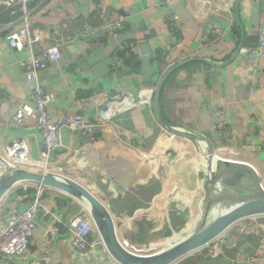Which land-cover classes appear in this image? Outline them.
I'll use <instances>...</instances> for the list:
<instances>
[{
    "label": "crops",
    "instance_id": "obj_1",
    "mask_svg": "<svg viewBox=\"0 0 264 264\" xmlns=\"http://www.w3.org/2000/svg\"><path fill=\"white\" fill-rule=\"evenodd\" d=\"M163 1L167 4H161ZM28 7L40 47L55 42L50 30L64 21L70 22L72 32L79 33L78 39L60 45V59L39 73V82L54 99L48 107L53 119L62 111L82 113L101 137L97 154L88 153L86 165L76 168L83 175L89 170L95 182L98 178L101 182L84 188L78 183V187L106 205L118 244L129 254L150 257L143 247L123 245L115 225L121 226L120 238L130 243L159 240L169 230L172 236L150 246L162 248L163 253L182 241L200 218L198 199L192 207L193 219L174 232L186 213L172 204L168 173H158L155 168L161 165L160 155L165 150L161 136L167 132L157 115L156 93L170 69L158 98L164 119L191 131L205 157L213 151L222 156L212 159L245 164L249 172L262 179L264 189V61L260 59L252 66L236 53L238 47L256 43L258 28L264 24V0H31ZM118 15L124 18L122 28L111 34L104 31L107 21ZM214 26L222 30L221 38L216 39L217 33L211 31ZM128 42L135 48L125 58L118 48ZM17 58L0 37V144L24 139L36 153L41 134L33 125H22L12 117L30 89ZM111 63L118 66L112 69ZM111 95L118 99H109ZM215 109H222V116H215ZM218 120L225 122L224 136H218L214 129ZM186 140L198 150L194 141ZM61 141L72 151L68 157H80L77 135L63 130ZM186 157L182 152L181 165ZM1 163L6 165L3 159ZM69 163L73 166L76 161ZM203 165L198 159L201 171ZM63 166L70 169L68 161ZM204 181H200V189ZM96 185L101 193L110 190L111 200L106 198L109 203L103 195L95 196ZM106 185L110 188L104 189ZM14 194L0 203V209L4 208L1 217L9 211ZM54 195L53 191L42 194L41 201L50 210L57 200ZM45 223L46 219L38 220L24 259L0 255V264H120L108 250L113 258L102 261L92 253H75L63 241L65 229L54 233L46 245ZM249 230L242 225L231 236L224 232L218 235L216 240L230 245L219 246L223 250L219 255H189L175 264H244L246 256L253 253L251 242L231 243ZM44 256L47 262L41 259ZM253 264H261V260Z\"/></svg>",
    "mask_w": 264,
    "mask_h": 264
},
{
    "label": "built area",
    "instance_id": "obj_2",
    "mask_svg": "<svg viewBox=\"0 0 264 264\" xmlns=\"http://www.w3.org/2000/svg\"><path fill=\"white\" fill-rule=\"evenodd\" d=\"M30 1L0 0V37L14 53H17V62L30 87L28 95L14 109L12 117L14 121L22 125H33L41 134V141L37 145L36 153L24 139H18L9 144H0V171L5 167L1 160L7 159L10 163L7 165L9 167L41 173L56 170L63 174L66 170L73 173L82 164L86 165L85 159L88 153L97 154L102 139L94 127L88 124L82 113L62 111L58 114L57 119L52 118L48 107L54 99L40 84L39 73L55 64L61 57L60 45L67 40L78 39L79 33L72 32L70 22L64 21L50 30L51 35L56 36L55 42L47 47H40L38 45L39 37H36L32 31L31 10L28 7ZM161 4L167 3L163 1ZM4 16H7V20H4ZM123 22L122 16L113 17L103 26V30L111 34L113 31L120 30ZM211 31L217 33L216 39L223 35L222 30L216 26L212 27ZM256 37L254 45L238 47L236 51L252 66H257L260 59L264 61V24L259 26ZM134 48V43L128 42L119 45L118 49L125 58H128L132 55ZM19 53H24V56L20 57ZM117 66L116 63H111L112 69ZM255 84L259 85L258 82ZM109 99H118V97L111 95ZM223 113L222 109L213 111L215 116H222ZM214 129L218 136H224L226 133L225 122L216 121ZM63 130L77 135V146H79L77 153L80 157H76V159H73L72 156L68 157L71 149H65L61 141ZM63 149L65 151L61 152ZM81 151L83 154L79 153ZM53 158L56 159L54 163H51ZM70 160L76 161V164L71 166ZM67 161L70 169L63 166ZM45 191L58 192L54 195L57 199L53 207L54 210H50L41 201ZM13 192L15 197L11 200L9 211L6 212L5 218L0 215V255L24 259L39 219H46L45 234L43 235L46 245H49L54 233L65 229L66 235L63 241L75 253L86 256L104 246L88 212L70 195L38 184L15 187L6 198ZM248 240L251 242L253 253L246 256L244 264H253L255 260H261V264H264V235L255 233L250 235ZM211 248L212 250L207 253L200 254L216 256L223 253L222 248L216 245ZM41 259L44 262L48 261L45 256Z\"/></svg>",
    "mask_w": 264,
    "mask_h": 264
},
{
    "label": "water",
    "instance_id": "obj_3",
    "mask_svg": "<svg viewBox=\"0 0 264 264\" xmlns=\"http://www.w3.org/2000/svg\"><path fill=\"white\" fill-rule=\"evenodd\" d=\"M171 70L163 76L158 86L155 101L157 115L164 129L183 135L196 143L199 156L204 162L206 177L204 181L205 198L202 203V218L198 221L194 232L189 237V243L188 241L181 242L177 249L169 248L154 259H150L153 263H157L162 258L168 257L169 263L167 264H175L189 255V253L186 254L187 251L200 247V244L197 246V243L202 244V242H205L204 244H206L211 242L212 239L227 231L228 227L237 220L243 219L246 216L264 215L262 179L249 172L245 164L215 160L212 159V154L210 155V153H207L205 157L201 145L191 131L170 125L162 116L158 102L159 92ZM50 174L49 172L41 173L5 165L0 171V203L13 188L20 185L38 184L54 190L65 189L72 198H78V200L80 199L84 202L82 205H84V209L90 215L99 232L104 247L106 246L113 257L122 261L136 260L134 262L147 263L146 258L136 259L134 255L129 254L128 251L117 244L118 241L114 234L112 218L98 201L97 205H94L93 200H90L80 192L81 189L78 191L72 184L71 187L64 183V181H60L56 176L50 177Z\"/></svg>",
    "mask_w": 264,
    "mask_h": 264
},
{
    "label": "rangeland",
    "instance_id": "obj_4",
    "mask_svg": "<svg viewBox=\"0 0 264 264\" xmlns=\"http://www.w3.org/2000/svg\"><path fill=\"white\" fill-rule=\"evenodd\" d=\"M161 138H163V141H165L164 142L165 150H163V154L160 155L161 159H162V164L159 167L155 166V168H156V171L158 173L160 171H162L164 174L166 172L168 173L167 183L169 184V188H170V191L172 193V204H174V206L181 207L186 213L185 220H184L183 224L180 225L179 228L174 230V232H179L181 229L185 228V225L191 219H193V215L195 213H193L194 208H192V207H194L196 200H198L199 197L201 196V189L202 188L200 189L199 183L201 180H205L206 174L204 172L205 171L204 168H203L204 171H201L197 167L198 159H200V156L198 154V150H196V148L188 140H186V137H184L183 135L177 134V133L170 132L168 130L166 133H164L161 136ZM181 149H183V151ZM182 152L186 153V156H187L186 158H184V160H182L183 166L181 165L180 159H179V157L182 155ZM212 152L213 151H210L208 153H210V155L212 154L211 156H216L215 158H220L222 156L216 152H214V153H212ZM146 156H147V154H146ZM154 156L157 157L159 155L154 154ZM148 158H146V164L148 163ZM111 164L112 163H110V165ZM189 170H191V172ZM105 172L106 171H104V174H105ZM108 172H109V170L106 172V174ZM49 173H53V171H51ZM65 173H68L71 175H78L77 172L69 173L68 170H66L64 172V174ZM74 177H76V176H74ZM96 182H98V183L101 182V178L96 179ZM194 182L196 183V185L194 184ZM98 183H96V184H98ZM96 186L98 189L96 191H94L95 196L102 198V195H103V198L105 200H106V198L111 200L112 193L109 192L110 191L108 189V188H110L109 186H108V188H106L107 187V185H106L104 187V189H108V190L102 191V193L100 192L101 190H99V186L98 185H96ZM104 189H102V190H104ZM203 192H205V189L203 190ZM53 193H58V192H53ZM9 197H8V199H9ZM7 202L8 201H5L4 203L7 204ZM3 209L4 208L0 209V215H2V213H4ZM242 225H245L246 227L247 226L250 227V230L248 232H246L245 234H243V236H239L237 239H235V242L231 243V245H233L234 243H238L241 240L242 241L245 239L248 240L249 236L252 234H255V233L264 235V217L260 218L259 215H256L254 218H243V219L237 220L235 223L231 224L228 227L227 231H225L224 233H226L228 236H231V235L235 234L238 230H240L242 228ZM115 227H116V234H117L119 241L123 245H125L127 248L143 247L145 250L146 249L149 250V248L152 244L161 243L167 237H170L173 235L172 232L167 230L165 235L163 237H161L159 240H147L146 239V241L142 242V243H139V242L138 243H132V242L130 243V242L125 241L122 237L120 238L121 234L119 232H120L121 226L118 224V227L116 225H115ZM125 227L126 226H122V228H124V229H125ZM251 228H253V230ZM179 243H181V241ZM179 243H176L170 247H167V249H165V251L168 250L169 248L170 249L175 248ZM215 245L219 247L221 245L224 246V245H228V244L223 242V240H221V239H217L213 244L209 245L208 247H204L200 251L193 252L189 255L200 254V253L205 254L209 250H212L211 247H214ZM228 246H230V245H228ZM219 248H221V247H219ZM98 249H99V251H102L103 254H105L104 246L99 247ZM189 255H187V256H189ZM105 257L108 259L107 254Z\"/></svg>",
    "mask_w": 264,
    "mask_h": 264
},
{
    "label": "bare ground",
    "instance_id": "obj_5",
    "mask_svg": "<svg viewBox=\"0 0 264 264\" xmlns=\"http://www.w3.org/2000/svg\"><path fill=\"white\" fill-rule=\"evenodd\" d=\"M3 161H4V163H6V165H10V163L8 162V160L7 159H3ZM159 162H160V164H162V161L161 160H159ZM141 170H143L144 171V168H141ZM86 175H83V174H79V173H77L78 175H71V174H63V173H58V172H56V171H54L53 173H51L50 175V177H57L58 179H60V181H64V183H66V184H68V185H70L71 187H72V185L73 186H75L76 187V189L78 190V191H80V187L81 188H84V186L83 185H85V186H90L91 184H93L94 182H95V177H94V175L88 170V171H86V172H84ZM74 176H76V177H74ZM144 176H145V174H144ZM146 176H147V173H146ZM52 177V178H53ZM73 182V183H72ZM78 183H81L82 185H80V184H78ZM72 184V185H71ZM78 185H80V187H78ZM204 187V186H203ZM202 187V190H201V196L199 197V201H200V203H201V211H200V218H199V220L202 218V213H203V211H202V203H203V200H204V198H205V192H203V190L205 189V187L203 188ZM63 188V187H62ZM61 191H63V192H66L67 194H68V192L67 191H65V189H60ZM57 191H59V189L57 190ZM70 192V191H69ZM81 193H83V195H86V197L87 198H89L90 200H93L94 201V205H97L96 203H97V201H98V203L103 207V208H105V211H107L108 212V214H109V216H110V213H109V211H108V209H107V207H106V205L103 203V202H101L100 200H98V199H96V198H94L93 196H90L89 194H87L85 191H80ZM71 194H72V192H70ZM69 193V194H70ZM73 199H75V200H77L79 203H81V204H83L84 202L82 201V200H78V198H74L73 197ZM87 204V203H86ZM196 227V226H195ZM194 230H195V228L181 241V242H185V241H188V243H189V237L192 235V233L194 232ZM216 241V239L214 238V239H212L211 240V242H209V243H206V244H204L205 242H202V244L201 243H197V246H198V244H200V247H196V248H194V249H190L189 251H187V253L186 254H188L191 250L193 251V252H198V251H200L202 248H204V247H208L209 245H211L212 243H214ZM117 243V242H116ZM118 244V243H117ZM196 245V244H195ZM179 246V244L175 247V249H177V247ZM198 248V249H197ZM104 249H105V254H103V252L102 251H94V252H91L92 253V255H96V257H98L99 258V260L100 261H102V260H104V259H107L105 256H106V254L108 255V258H113L110 254H109V252L107 251V249H106V247H104ZM179 249V248H178ZM161 251H162V248H160V247H154V248H150L149 250H146V256H150V257H146V264H167V263H169V260H168V257H164V258H162L161 259V261H159V262H157V263H153L150 259H154L155 257H157L158 256V254H160L161 253ZM158 252H160V253H158ZM155 254H157V256H155ZM185 254V255H186ZM154 255V256H153ZM185 255H182V256H185ZM136 259L138 258V259H142V258H139V257H135ZM114 259L118 262V263H120V264H142V262H139V263H137V262H134V261H136V260H131V261H128V260H124V261H122V260H119V259H117V258H115L114 257Z\"/></svg>",
    "mask_w": 264,
    "mask_h": 264
},
{
    "label": "trees",
    "instance_id": "obj_6",
    "mask_svg": "<svg viewBox=\"0 0 264 264\" xmlns=\"http://www.w3.org/2000/svg\"><path fill=\"white\" fill-rule=\"evenodd\" d=\"M4 20H7V16H4ZM199 216H200V214H199ZM197 223H198V220L196 221V223H194L188 230H187V235L195 228V226L197 225ZM186 235V236H187ZM185 236V237H186ZM190 253H193V251L191 250L190 252H189V254Z\"/></svg>",
    "mask_w": 264,
    "mask_h": 264
}]
</instances>
